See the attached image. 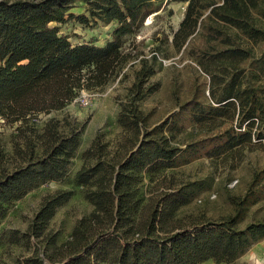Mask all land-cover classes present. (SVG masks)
I'll list each match as a JSON object with an SVG mask.
<instances>
[{
    "label": "trees",
    "instance_id": "trees-1",
    "mask_svg": "<svg viewBox=\"0 0 264 264\" xmlns=\"http://www.w3.org/2000/svg\"><path fill=\"white\" fill-rule=\"evenodd\" d=\"M162 1L0 0V117L17 124L10 150L0 135V222L32 188L64 178L81 144L86 122L65 113L40 125V115L139 66L118 116L127 136L113 148L98 134L74 176L92 210L60 241L51 221L74 190L46 194L26 230L12 232L32 249L23 264H247L239 258L264 240V218L245 222L264 197V166L243 193L230 195L229 213L204 222L182 213L193 199L186 185L164 191L146 182L161 184L179 163L264 139V27L255 14L264 19V0H174L187 5L172 43L210 74V99L196 91L180 112L153 124L138 103L156 87L147 82L160 46L148 56L135 34ZM80 2L85 12L76 14ZM71 19L117 25L103 45H74L52 25ZM186 118L203 135L183 149L176 139Z\"/></svg>",
    "mask_w": 264,
    "mask_h": 264
},
{
    "label": "rangeland",
    "instance_id": "rangeland-1",
    "mask_svg": "<svg viewBox=\"0 0 264 264\" xmlns=\"http://www.w3.org/2000/svg\"><path fill=\"white\" fill-rule=\"evenodd\" d=\"M187 3L174 0H163L158 11L147 17L136 32L138 48L150 56L158 46V63L156 72L149 78V84L156 85L138 105L147 115L150 123L155 124L173 114L180 112L181 104L192 98L196 91H204L210 99L211 76L206 73L187 51H177L172 37L184 16ZM73 11L76 14L85 12L82 2ZM259 24L264 27L261 13L256 11ZM59 26L61 34L67 35L72 44L95 42L105 44L112 38V31L117 21L110 24L99 22L86 25L76 19L65 23L52 22ZM263 45L256 47L257 53ZM135 67L127 68V76L115 80L99 90H81L78 95L62 110L40 115L39 124L51 116L62 117L65 113L74 115L79 121L86 122L81 144L76 152L66 176L32 188L26 195L13 202L6 216L0 222V264H23L24 256L31 253V248L23 240L14 242L12 232L25 231L43 197L58 189H73L74 194L68 202L59 207L51 221V227L60 232V241L71 234L74 224L83 215L89 213L93 205L86 199L83 187L75 182V173L82 164V153L99 134L111 147L118 148L127 133L118 122L122 102L128 99L129 87L135 81ZM86 96L89 104L83 106L79 97ZM201 100L207 101L204 95ZM236 123V122H234ZM184 127L176 140L185 149L187 143L202 136L196 129L198 124L186 118ZM17 124L5 122L0 117V135L8 150L12 148L11 136ZM264 166V139L234 147L225 153L208 155L179 163L164 171V182H146L149 186H158L160 190L173 191L176 187L186 185L193 199L182 213L190 215L199 222L218 219L231 210L230 195L243 193L253 173ZM146 184V186L148 185ZM172 186V187H171ZM264 218V197L252 205L245 222ZM239 263L264 264V240L252 245L240 258ZM200 264H215L212 259Z\"/></svg>",
    "mask_w": 264,
    "mask_h": 264
},
{
    "label": "built area",
    "instance_id": "built-area-1",
    "mask_svg": "<svg viewBox=\"0 0 264 264\" xmlns=\"http://www.w3.org/2000/svg\"><path fill=\"white\" fill-rule=\"evenodd\" d=\"M78 101L83 105L87 106L89 104V99L86 96L79 97Z\"/></svg>",
    "mask_w": 264,
    "mask_h": 264
}]
</instances>
